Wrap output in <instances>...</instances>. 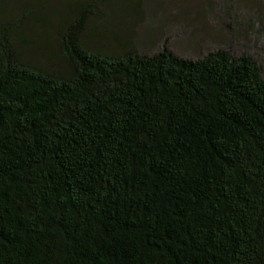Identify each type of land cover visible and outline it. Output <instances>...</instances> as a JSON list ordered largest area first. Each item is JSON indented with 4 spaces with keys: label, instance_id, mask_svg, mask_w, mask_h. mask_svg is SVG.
Listing matches in <instances>:
<instances>
[{
    "label": "trees",
    "instance_id": "trees-1",
    "mask_svg": "<svg viewBox=\"0 0 264 264\" xmlns=\"http://www.w3.org/2000/svg\"><path fill=\"white\" fill-rule=\"evenodd\" d=\"M108 1L0 0V264H264L258 59L141 52Z\"/></svg>",
    "mask_w": 264,
    "mask_h": 264
},
{
    "label": "rangeland",
    "instance_id": "rangeland-1",
    "mask_svg": "<svg viewBox=\"0 0 264 264\" xmlns=\"http://www.w3.org/2000/svg\"><path fill=\"white\" fill-rule=\"evenodd\" d=\"M101 7L107 15L96 19L100 27L132 34L141 52L159 51L171 35L167 43L179 55L226 48L255 56L264 72V0H110Z\"/></svg>",
    "mask_w": 264,
    "mask_h": 264
}]
</instances>
